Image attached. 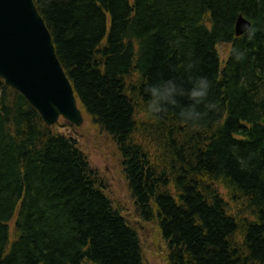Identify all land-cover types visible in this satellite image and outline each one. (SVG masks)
<instances>
[{
  "label": "trees",
  "instance_id": "obj_1",
  "mask_svg": "<svg viewBox=\"0 0 264 264\" xmlns=\"http://www.w3.org/2000/svg\"><path fill=\"white\" fill-rule=\"evenodd\" d=\"M34 2L169 263L264 264V0ZM242 14L252 28L236 37ZM200 75L215 105H200V121L180 118L186 95L146 111L147 85ZM107 190L78 141L0 78V264H143L139 232Z\"/></svg>",
  "mask_w": 264,
  "mask_h": 264
},
{
  "label": "water",
  "instance_id": "obj_2",
  "mask_svg": "<svg viewBox=\"0 0 264 264\" xmlns=\"http://www.w3.org/2000/svg\"><path fill=\"white\" fill-rule=\"evenodd\" d=\"M235 26L237 36L252 27L243 15ZM0 76L24 94L45 124L55 126L61 117L77 127L84 124L75 90L34 0H0Z\"/></svg>",
  "mask_w": 264,
  "mask_h": 264
},
{
  "label": "rangeland",
  "instance_id": "obj_3",
  "mask_svg": "<svg viewBox=\"0 0 264 264\" xmlns=\"http://www.w3.org/2000/svg\"><path fill=\"white\" fill-rule=\"evenodd\" d=\"M221 49L224 56L228 49L225 46H221ZM137 120L139 124H145L146 117L142 111L138 114ZM56 129L78 141L101 181L104 180L107 183L108 196L112 200L115 209L120 210L125 219L139 232L140 241L143 243V264H170L168 261V245L162 236L161 230H159L158 221L146 222L138 215L134 199L131 197L125 177L122 175L117 146L108 134L102 132L85 112L84 124L80 128L60 119ZM216 188H218L226 202L230 204V208L234 209L238 215L240 210L236 208L235 201L232 200L229 191L220 183H216ZM240 215H242L241 217L245 216Z\"/></svg>",
  "mask_w": 264,
  "mask_h": 264
},
{
  "label": "clouds",
  "instance_id": "obj_4",
  "mask_svg": "<svg viewBox=\"0 0 264 264\" xmlns=\"http://www.w3.org/2000/svg\"><path fill=\"white\" fill-rule=\"evenodd\" d=\"M211 87L210 79L204 75L193 78L189 87L174 78L149 84L147 91L150 99L146 111L151 115H159L168 105L177 104L178 97L186 95L192 102L181 108L179 116L185 122L196 123L204 115L200 105L207 104L209 109L215 106L208 99Z\"/></svg>",
  "mask_w": 264,
  "mask_h": 264
},
{
  "label": "bare ground",
  "instance_id": "obj_5",
  "mask_svg": "<svg viewBox=\"0 0 264 264\" xmlns=\"http://www.w3.org/2000/svg\"><path fill=\"white\" fill-rule=\"evenodd\" d=\"M130 1V0H129ZM243 15V14H242ZM244 16V15H243ZM0 78H2L1 76H0ZM3 79V78H2ZM4 81V80H3ZM6 83V82H5ZM7 85V84H6ZM8 86V85H7ZM39 113V112H38ZM41 115V114H40ZM41 117H42V115H41ZM43 119V118H42ZM44 121V120H43ZM45 123V122H44ZM47 126H49L48 124H46ZM49 127H56V126H49Z\"/></svg>",
  "mask_w": 264,
  "mask_h": 264
}]
</instances>
